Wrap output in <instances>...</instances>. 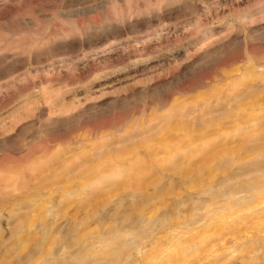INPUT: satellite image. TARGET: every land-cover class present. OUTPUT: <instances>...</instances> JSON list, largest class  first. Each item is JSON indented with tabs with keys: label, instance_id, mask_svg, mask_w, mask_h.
Returning a JSON list of instances; mask_svg holds the SVG:
<instances>
[{
	"label": "rangeland",
	"instance_id": "obj_1",
	"mask_svg": "<svg viewBox=\"0 0 264 264\" xmlns=\"http://www.w3.org/2000/svg\"><path fill=\"white\" fill-rule=\"evenodd\" d=\"M0 4V264H264V0Z\"/></svg>",
	"mask_w": 264,
	"mask_h": 264
},
{
	"label": "bare ground",
	"instance_id": "obj_2",
	"mask_svg": "<svg viewBox=\"0 0 264 264\" xmlns=\"http://www.w3.org/2000/svg\"><path fill=\"white\" fill-rule=\"evenodd\" d=\"M165 1V0H164ZM1 5V4H0ZM112 15H113V20H116V21H119L118 19H120V18H118L119 17V15L118 14H116V12L113 10L112 11V13H111ZM126 14H127V11H125V13H123V14H121L122 15V18L124 17H126ZM128 16V15H127ZM117 24V23H116ZM82 29V28H81ZM84 30V29H83ZM92 30H93V28H92ZM60 31V30H59ZM80 31V30H79ZM87 31H88V29H87ZM57 32V31H56ZM58 33V32H57ZM62 33L64 34V35H67V36H69V37H72V36H74V33L70 30V31H62ZM80 34H81V32H79ZM61 34V33H60ZM78 34V33H77ZM82 34H84L85 36H88V35H90L88 32H82ZM54 36V35H53ZM70 48V47H72L71 45L69 46V44H67V46L65 47V48Z\"/></svg>",
	"mask_w": 264,
	"mask_h": 264
}]
</instances>
